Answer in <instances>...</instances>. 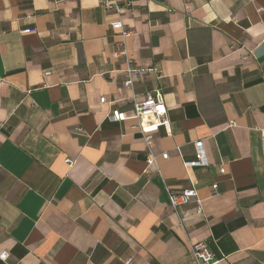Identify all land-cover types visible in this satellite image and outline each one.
Masks as SVG:
<instances>
[{"label":"crops","instance_id":"obj_1","mask_svg":"<svg viewBox=\"0 0 264 264\" xmlns=\"http://www.w3.org/2000/svg\"><path fill=\"white\" fill-rule=\"evenodd\" d=\"M106 1L0 0V264H196L200 241L264 264V0ZM126 53L161 76L122 87ZM154 89L171 131L148 164L132 96ZM192 186L202 211L175 210Z\"/></svg>","mask_w":264,"mask_h":264},{"label":"built area","instance_id":"obj_2","mask_svg":"<svg viewBox=\"0 0 264 264\" xmlns=\"http://www.w3.org/2000/svg\"><path fill=\"white\" fill-rule=\"evenodd\" d=\"M107 8H114L117 13L122 11V7L118 4L117 0H109L105 2ZM171 11V10H170ZM119 25V27H117ZM112 28L119 29L120 34L123 37L121 41V46L126 52V38L131 34V31L124 27L123 22L118 19L111 24ZM35 28H26L23 32H33ZM126 68L124 70L125 78L122 82V87L133 89L136 82L143 78L145 71H155L161 76V71L157 68L145 69L139 66L134 59H132L126 53ZM50 72H46L49 74ZM105 101V97L101 98ZM133 105V115L132 118L135 123L132 124V128L136 129L142 134L149 149L148 164L156 163V157L151 150V140L161 127L166 128L171 131V120L168 116V107L165 101L164 93L160 89H154L153 91L146 94L143 99H140L136 94L132 96ZM147 117V118H146ZM108 118L112 121L122 122L129 119V117L120 109L115 108L111 110ZM230 126L235 125V122H231ZM262 136L264 137V127L261 129ZM196 147V157L192 161H187L186 165L191 166H205L208 164L206 149L203 140H196L194 142ZM163 158L169 156L168 152L162 154ZM70 162V159H67ZM221 172H225V168L221 169ZM214 188H217V184H214ZM167 193L169 196V201L171 206L178 210L182 205L188 204L193 200H196L197 211H202V206L198 198V191L196 188L189 187L185 188L181 192H173L171 189L167 188ZM8 253H0V258L5 260ZM191 255L196 264H215L218 262V258L214 251H212L206 242L200 241L193 244L191 247ZM128 264H132L129 262Z\"/></svg>","mask_w":264,"mask_h":264},{"label":"clouds","instance_id":"obj_3","mask_svg":"<svg viewBox=\"0 0 264 264\" xmlns=\"http://www.w3.org/2000/svg\"><path fill=\"white\" fill-rule=\"evenodd\" d=\"M117 27H119V25H117ZM147 118V117H146Z\"/></svg>","mask_w":264,"mask_h":264}]
</instances>
